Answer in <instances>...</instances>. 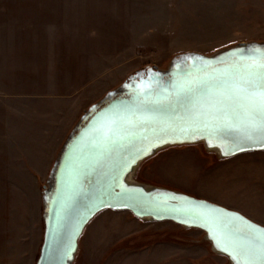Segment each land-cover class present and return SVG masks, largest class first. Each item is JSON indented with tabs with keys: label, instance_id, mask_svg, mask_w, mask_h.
I'll return each instance as SVG.
<instances>
[{
	"label": "rangeland",
	"instance_id": "374dc122",
	"mask_svg": "<svg viewBox=\"0 0 264 264\" xmlns=\"http://www.w3.org/2000/svg\"><path fill=\"white\" fill-rule=\"evenodd\" d=\"M241 44L264 45V0H0V264H38L57 161L92 110L155 67ZM126 182L264 225V151L170 145ZM72 264L234 263L201 229L108 209L85 228Z\"/></svg>",
	"mask_w": 264,
	"mask_h": 264
},
{
	"label": "snow or ice",
	"instance_id": "6c2138e0",
	"mask_svg": "<svg viewBox=\"0 0 264 264\" xmlns=\"http://www.w3.org/2000/svg\"><path fill=\"white\" fill-rule=\"evenodd\" d=\"M182 61V74L165 84L159 74L149 73L144 89L101 118L89 138L94 158L85 167L115 161L111 178L117 180L129 164L151 155L154 146L195 139L217 147L213 139L230 138L226 155L264 149V48L241 47L218 59L195 56ZM131 191L122 188L115 196L132 199L127 195ZM200 218L216 228L218 249L236 264H264V229L249 225L245 231L222 214L201 213ZM55 251L71 259L69 250Z\"/></svg>",
	"mask_w": 264,
	"mask_h": 264
},
{
	"label": "water",
	"instance_id": "95a60500",
	"mask_svg": "<svg viewBox=\"0 0 264 264\" xmlns=\"http://www.w3.org/2000/svg\"><path fill=\"white\" fill-rule=\"evenodd\" d=\"M241 47L248 48L254 47V45L241 44L239 48ZM254 48H264V45H255ZM236 49H231L213 58H205L209 60L218 59ZM195 56L194 54L181 56L176 61L178 63L173 65L167 72L155 67L157 71L152 76L159 74L163 83H169L170 78L183 73L184 63L182 58ZM147 84L148 82L143 80L141 86L128 91L123 89V94L111 95L110 98L90 112L67 142L54 170V185H51L50 191L45 196L47 201L45 209L46 235L38 264H72L85 228L96 215L108 209L128 210L139 217H149L158 221H173L187 227L201 229L207 234V238L211 240L215 250L227 255L234 264H236V261L231 255L218 249L217 241L214 239L216 228L200 218V214H222L225 220H229L230 223L245 231L250 230L249 225L253 226L252 230L264 229L263 226L251 221L237 211L229 210L202 199L164 189H146L142 186H136V188L126 187V184H128L126 179L134 168L159 149L170 145L197 142H204L210 147L207 139L169 142L158 147L154 146L151 149V155H145L143 158L137 159L135 163L129 164L127 168L119 172L117 180L111 178L115 161H106L102 165L85 167V164L94 158V153L89 146V138L92 136L98 122L105 114L110 113L114 107L131 101L137 89H144ZM212 143L219 145L212 149L219 150L223 157H231L252 151H264L261 148H249L243 152L226 155L225 151L232 146L230 138L213 139ZM122 188L131 189V193L127 195L133 198H116L115 193H120ZM108 204L112 206H104ZM57 248L69 250L71 259H64L63 252L57 253L55 251Z\"/></svg>",
	"mask_w": 264,
	"mask_h": 264
},
{
	"label": "bare ground",
	"instance_id": "6f19581e",
	"mask_svg": "<svg viewBox=\"0 0 264 264\" xmlns=\"http://www.w3.org/2000/svg\"><path fill=\"white\" fill-rule=\"evenodd\" d=\"M210 148H214V147H213V146H210ZM219 148H220V147H219ZM156 152H157V151H156ZM156 152H155V153H156ZM136 186H139V185H134V184H129V183L126 184V187H128V188H136ZM74 259H75V257H74ZM73 261H74V260H73ZM73 261H72V262H73Z\"/></svg>",
	"mask_w": 264,
	"mask_h": 264
},
{
	"label": "crops",
	"instance_id": "0c3cea01",
	"mask_svg": "<svg viewBox=\"0 0 264 264\" xmlns=\"http://www.w3.org/2000/svg\"><path fill=\"white\" fill-rule=\"evenodd\" d=\"M251 220H252V219H251ZM253 221H254V220H253ZM256 223L264 227V225H262V224H260V223H258V222H256Z\"/></svg>",
	"mask_w": 264,
	"mask_h": 264
}]
</instances>
